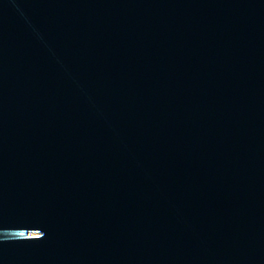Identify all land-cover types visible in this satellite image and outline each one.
<instances>
[{
  "label": "water",
  "instance_id": "95a60500",
  "mask_svg": "<svg viewBox=\"0 0 264 264\" xmlns=\"http://www.w3.org/2000/svg\"><path fill=\"white\" fill-rule=\"evenodd\" d=\"M0 264H264V0H0Z\"/></svg>",
  "mask_w": 264,
  "mask_h": 264
}]
</instances>
